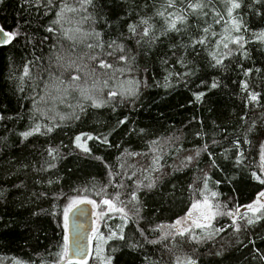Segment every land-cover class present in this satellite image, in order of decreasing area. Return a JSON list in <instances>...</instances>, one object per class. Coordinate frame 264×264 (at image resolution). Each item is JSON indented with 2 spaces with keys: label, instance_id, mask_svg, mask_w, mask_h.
I'll return each instance as SVG.
<instances>
[{
  "label": "trees",
  "instance_id": "obj_1",
  "mask_svg": "<svg viewBox=\"0 0 264 264\" xmlns=\"http://www.w3.org/2000/svg\"><path fill=\"white\" fill-rule=\"evenodd\" d=\"M189 2H0V26L20 33L0 48V264L61 262L65 210L82 199H111L126 213L104 216L96 264H264V209L237 211L235 223L220 213L205 231L167 232L203 196L227 212L264 190L256 179L264 169V0H236L231 16V0H203L195 11ZM66 4L78 11L54 23ZM169 13L185 16L179 31L169 29ZM76 27L89 35L68 39ZM93 53L113 69L96 68ZM113 232L124 239H108Z\"/></svg>",
  "mask_w": 264,
  "mask_h": 264
},
{
  "label": "snow or ice",
  "instance_id": "obj_2",
  "mask_svg": "<svg viewBox=\"0 0 264 264\" xmlns=\"http://www.w3.org/2000/svg\"><path fill=\"white\" fill-rule=\"evenodd\" d=\"M0 2H2V0H0ZM78 2L81 4V7H83L84 5H88V4H91L92 3V0H78ZM48 3H51V0H48ZM175 3H176V0H166V7L168 8H172L175 6ZM205 7L204 3H203V0H195V2H189L187 4V8L189 9H192L193 11L197 10V9H203ZM240 7V4L238 2H236V0H231V7L229 8L228 10V15L231 16L232 15V9H236V8H239ZM65 11L67 12H77L78 10L74 7H70L68 6L67 4L64 6V8H62L60 10V12L58 13V19L56 21H54V23H57L59 24L61 19L64 18V13ZM86 11V9H85ZM158 15L160 16H163L164 15V12H159ZM169 17H173L169 20L168 22V27L169 29L171 30H176V31H179V29L177 28V23H181V24H184L186 23V18L183 14H175V13H169ZM87 19H89V17L85 16L82 18V20L79 22V23H83L84 21H86ZM143 24L147 25L148 24V21L147 20H143L142 21ZM233 24L236 25V22L233 21ZM49 32H53L54 29L49 27L47 29ZM133 32L135 31V28L132 27L131 29ZM236 30L238 31L239 30V26L236 25ZM205 32L208 31L207 28L204 29ZM69 32H73V35H68ZM75 33H81V28L80 27H76L75 29H68L65 31V35L67 36L68 39L70 40H73L75 41L77 39ZM83 36H88L89 33L87 32H84V33H81ZM18 35H20L19 31H12V32H7L4 30V28L2 26H0V43H4V44H7V43H11L12 40H14ZM95 35L97 37H99V33H95ZM144 35H148V28H145L144 29ZM262 35V38H264V34H261ZM204 40L201 39V40H198L196 41V43H203ZM235 43H239V38H237L235 41ZM113 44H115V41H112L108 47L111 48L113 46ZM73 47H75V44H73ZM86 47L88 49H93V48H102L103 45L102 44H91V43H88L86 45ZM119 48V50L122 52L123 51V47L122 46H117ZM224 47L227 48L228 45L227 43L224 44ZM108 56H112L113 53L112 52H108L107 53ZM90 60H93V61H97L96 63V68H99V69H102V70H105V69H113V65L112 63H109L106 59H100L99 58V54L98 53H93L92 55H90L88 57ZM62 57L61 56H57V60H61ZM82 59V58H81ZM127 57L126 56H120L119 57V60L120 61H127ZM217 63H220L219 60H217ZM69 67H74L75 71L77 73H80L82 71V67L81 65H77L76 64V61H71V63L69 64ZM86 67V65L84 66ZM116 71H122V69H114L113 72H116ZM92 72L95 73V68L92 69ZM106 75L108 73H105ZM24 76H29V69L27 67H25L24 69ZM80 79V75L77 74V75H73L70 77V80L72 82H75L77 80ZM61 83H63V81H61ZM105 83H107V81H105ZM216 85L213 84L212 87H215ZM117 93L115 91H112L109 93V96H116ZM203 95V94H201ZM197 100H199L201 98L200 95H198L197 97ZM250 99L253 100V101H256L258 99V94L257 93H252L251 96H250ZM98 106V105H97ZM2 118V117H0ZM121 123H123V121H121ZM52 129L49 128L48 131H51ZM33 131H40V128H39V125H37V127L33 130ZM33 131H28V132H23L21 133V135L26 139L27 137H29L30 135L33 134ZM88 139H92L91 136L88 137ZM81 141V137H76V143H77V146L78 147H82L84 151H89V149L80 143ZM55 150L54 149H49V154L51 155ZM188 160H191L192 158L191 157H188L187 158ZM256 179L260 181L261 184H264V178H261L260 176H256ZM147 187H153L152 184H149L147 185ZM205 187H207V185L205 184ZM211 195L213 197H215L217 195L216 192H212ZM119 197L117 196V199ZM260 198H264V192H260L259 193V197L257 198V200L255 201V205H258V206H254V205H247L246 207L248 208L249 211H251L254 215L255 213H258L260 212L262 209H264V204H262L260 202ZM133 199H136L135 195H133ZM76 203H89V204H93L95 205L96 204V201L94 200H79V201H73V204H76ZM103 204L107 205L108 206V211L111 212V211H116V212H120V213H124V209L123 208H117L116 205L113 203V201L111 199H104L102 201ZM201 207H205L207 209V214L205 212H200V216L197 218V220H193V224H195L196 227L198 228H206V227H209L210 225L208 224H202V223H199L198 220L199 219H203V220H211L215 217V215L217 213H213L211 211L212 209V205L209 204V201L207 199V197L204 199V201L202 202H197L195 204L192 205V208L194 210H200ZM68 211H70V208L65 210V214H64V227L67 228L68 227ZM107 213L105 212H102L100 213L101 216L103 215H106ZM124 215L126 216V213H124ZM228 215H234L233 213H228ZM192 217V212H189L188 213V218H191ZM262 217H259V216H256L255 219L253 218H247V224H253L256 222L257 219H260ZM181 223L180 220H177L175 222V225H173V227H175L176 225H179ZM235 223V221H234ZM236 230L239 231V225L236 226ZM185 232H191V229H184L183 231L179 232L178 234L180 235H183ZM113 237H116L118 239H124L123 235H119L117 236V234L115 232L111 233L108 237V239H112ZM193 238H195V236H193ZM67 236L65 237V246H64V249L62 251V253H59L58 255L62 256V257H66L67 256ZM17 264H20V262H17ZM59 264V262H58ZM107 264H111V260L109 259L107 261ZM188 264H194L193 261H188Z\"/></svg>",
  "mask_w": 264,
  "mask_h": 264
},
{
  "label": "rangeland",
  "instance_id": "obj_3",
  "mask_svg": "<svg viewBox=\"0 0 264 264\" xmlns=\"http://www.w3.org/2000/svg\"><path fill=\"white\" fill-rule=\"evenodd\" d=\"M263 178H264V169H263ZM262 192H264V190ZM206 197H207V199L209 201V204L213 206L211 211L213 213H217V214L211 220L199 219L198 220L199 223L208 224V225L211 226L212 222L220 215V213H223V212L226 213L225 215L230 217V220H233V221L237 219V211H241L242 214H244V215L245 214L246 215H252L253 214L251 211L248 210V208L246 206L243 209H233V210L227 211V212H225V211H223L221 209H217L215 203L213 202V200L211 199L210 196H203L199 200H197L194 203H192V205L197 203V202H201V204H202V202L204 201V199ZM258 197H259V195L257 196V198ZM257 198L251 203V205L258 206V205H255V201L257 200ZM82 200H87V199H82ZM73 201H75V200H73ZM73 201L71 202L70 207L79 204V203L73 204ZM260 202L262 204H264V198H260ZM192 205L190 206L187 214L185 216H183L182 218L178 219V220L181 221V223L179 225H176L175 227H173V225H175V222H176L175 221L171 225V227L168 228L167 232H168V234L170 236L171 235H175V234L177 235L179 232L183 231L184 229H191L192 230V229L198 228V227L195 226V224H193V220H197V218L200 216V212H205L207 214V209L205 207H201L200 210H194L192 208ZM91 207H92V217H93V229H92V232H91L90 237H89V249H90V252L88 254V257L84 261H70V262L67 261L66 257H63V259L61 260V262H59V264H72L73 262H77V264H96V263L90 261L91 256H93V258H95L97 256L96 253H94V251H92L93 242L97 241V235H98L97 231H98V229L101 227V225L103 223L104 216L108 215L109 213H113L115 211L109 212L108 211V206L103 204L102 202L99 203V204L96 203L95 205L91 204ZM102 212H105L107 214L101 216L100 213H102ZM189 212H192V217L191 218H188V213ZM228 213H233L234 215H228ZM210 226L206 227V228H200V229H202V231H205V230H208L210 228ZM185 233H188V232H185Z\"/></svg>",
  "mask_w": 264,
  "mask_h": 264
},
{
  "label": "water",
  "instance_id": "obj_4",
  "mask_svg": "<svg viewBox=\"0 0 264 264\" xmlns=\"http://www.w3.org/2000/svg\"><path fill=\"white\" fill-rule=\"evenodd\" d=\"M10 43H0L6 47ZM242 212L238 211V215ZM93 229L92 207L89 203H79L68 211L67 261H84L90 252L89 237Z\"/></svg>",
  "mask_w": 264,
  "mask_h": 264
}]
</instances>
